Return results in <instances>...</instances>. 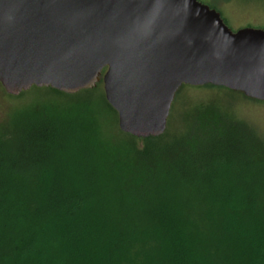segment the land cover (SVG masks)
<instances>
[{"label":"trees","instance_id":"1","mask_svg":"<svg viewBox=\"0 0 264 264\" xmlns=\"http://www.w3.org/2000/svg\"><path fill=\"white\" fill-rule=\"evenodd\" d=\"M125 135L103 140L85 106L18 120L0 139V264H264L262 140L214 111L142 148Z\"/></svg>","mask_w":264,"mask_h":264},{"label":"water","instance_id":"2","mask_svg":"<svg viewBox=\"0 0 264 264\" xmlns=\"http://www.w3.org/2000/svg\"><path fill=\"white\" fill-rule=\"evenodd\" d=\"M100 80L122 133L160 137L184 85L264 102V31L232 32L198 0H0L8 95H75Z\"/></svg>","mask_w":264,"mask_h":264},{"label":"rangeland","instance_id":"3","mask_svg":"<svg viewBox=\"0 0 264 264\" xmlns=\"http://www.w3.org/2000/svg\"><path fill=\"white\" fill-rule=\"evenodd\" d=\"M198 1L216 10L232 32L242 29L264 31V0ZM74 106L91 110L100 125L103 140L119 143L128 138L118 127V115L107 103L100 80L94 88L72 96L37 87L10 96L0 84V139L16 137L18 120L33 111L46 108L64 110ZM210 111L244 125L264 143V102L222 87L182 86L172 103L166 132L171 136L186 133L201 114ZM135 144L142 148L144 141L136 139Z\"/></svg>","mask_w":264,"mask_h":264}]
</instances>
